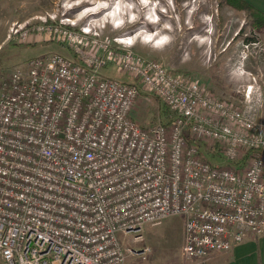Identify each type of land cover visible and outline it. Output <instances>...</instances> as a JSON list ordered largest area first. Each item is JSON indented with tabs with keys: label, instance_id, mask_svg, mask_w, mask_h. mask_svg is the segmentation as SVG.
<instances>
[{
	"label": "built area",
	"instance_id": "built-area-1",
	"mask_svg": "<svg viewBox=\"0 0 264 264\" xmlns=\"http://www.w3.org/2000/svg\"><path fill=\"white\" fill-rule=\"evenodd\" d=\"M36 20L14 21L7 39L45 34L74 56L31 57L0 83L1 264H129L121 235L176 215L185 217L187 259L264 232L260 88L242 106L140 55L134 36L104 35V22ZM110 65L134 81L104 75ZM142 92L170 122L132 118ZM187 132L229 164L206 160Z\"/></svg>",
	"mask_w": 264,
	"mask_h": 264
},
{
	"label": "rangeland",
	"instance_id": "rangeland-1",
	"mask_svg": "<svg viewBox=\"0 0 264 264\" xmlns=\"http://www.w3.org/2000/svg\"><path fill=\"white\" fill-rule=\"evenodd\" d=\"M42 2L35 6L32 16L17 21L30 18L35 21L50 13L59 18L68 17L78 25L90 20L104 22V35L134 36V51L146 58L160 60L169 70L192 75L221 98L244 106L245 93L260 88L263 105L257 119L264 121V32L253 27L248 11L230 6L226 0ZM12 23H0V83L11 72L24 67L31 57L49 52L74 56L68 47L45 34L33 35L25 42L8 40ZM102 73L134 81L131 75L121 72L115 65L105 67ZM131 116L144 126L166 123L171 118L166 106L145 92L137 100ZM201 144L213 146L209 141ZM209 160L220 165L229 164L224 157L210 156ZM182 219L183 215L171 216L159 225H146L141 232L121 235L128 263L176 264L181 256L179 223ZM145 248L150 250L142 253ZM148 259L151 261L146 262Z\"/></svg>",
	"mask_w": 264,
	"mask_h": 264
},
{
	"label": "crops",
	"instance_id": "crops-1",
	"mask_svg": "<svg viewBox=\"0 0 264 264\" xmlns=\"http://www.w3.org/2000/svg\"><path fill=\"white\" fill-rule=\"evenodd\" d=\"M245 1L264 13V0ZM42 3V0H0V23H11L32 16L35 6ZM179 225L181 256L176 264H264V232L245 238L229 251L214 252L205 258L187 259L183 255L185 217L180 220ZM149 260L146 262L151 261Z\"/></svg>",
	"mask_w": 264,
	"mask_h": 264
},
{
	"label": "trees",
	"instance_id": "trees-1",
	"mask_svg": "<svg viewBox=\"0 0 264 264\" xmlns=\"http://www.w3.org/2000/svg\"><path fill=\"white\" fill-rule=\"evenodd\" d=\"M226 1L230 6L236 8V9L248 11V13L252 19L253 27L258 31L264 32V13L262 11H260L259 9H257L256 7H254L253 5H251L250 3H248L245 0H226ZM167 110H168V108H167ZM170 121H171V118H170V120H168V122H170ZM186 138H187L188 143H190V144L195 143L198 146L200 153L202 154V156L206 160L210 161L209 160L210 156L211 157H213V156L223 157L221 151L217 148V146L213 145V146L206 147L207 145L205 144L203 147L201 142L195 141V139H193V137H191L188 132L186 133ZM203 148H205V151H203ZM210 162L214 165H220L216 162H212V161H210Z\"/></svg>",
	"mask_w": 264,
	"mask_h": 264
}]
</instances>
